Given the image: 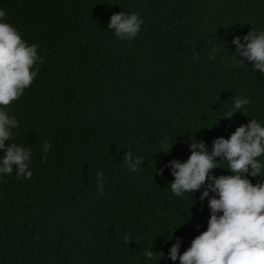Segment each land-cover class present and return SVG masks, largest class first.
<instances>
[{
  "label": "trees",
  "instance_id": "16d2710c",
  "mask_svg": "<svg viewBox=\"0 0 264 264\" xmlns=\"http://www.w3.org/2000/svg\"><path fill=\"white\" fill-rule=\"evenodd\" d=\"M0 10L37 45L39 68L0 106L19 124L5 143L31 149L33 172L0 173V264H180L172 245L182 255L211 209L203 189L175 195L166 166L186 162L192 140L211 151L251 119L264 126V74L232 43L264 31V0H0ZM122 11L143 21L131 40L108 27ZM237 97L250 103L234 110ZM129 150L142 161L135 172ZM220 166L210 174L234 175ZM261 176L247 174L253 185Z\"/></svg>",
  "mask_w": 264,
  "mask_h": 264
},
{
  "label": "clouds",
  "instance_id": "9594fccd",
  "mask_svg": "<svg viewBox=\"0 0 264 264\" xmlns=\"http://www.w3.org/2000/svg\"><path fill=\"white\" fill-rule=\"evenodd\" d=\"M5 17V12L0 10V106L7 107L32 85L39 68L32 70L38 59L37 45L29 46L18 30L5 22ZM142 23L137 13L129 15L122 11L112 15L108 27L115 30L119 39L131 40L140 31ZM243 41L241 43L239 36L232 40L238 55L254 62V69L264 74V31L257 33L252 30L243 37ZM209 58L214 59L213 56ZM39 62L43 64V58H39ZM244 64V60H238L237 66ZM249 103V99L237 97L234 110ZM236 112L229 111L226 118L231 119ZM17 127V119L0 110V150L5 152L0 158V173H13L15 165L17 179L24 177L30 180L33 176L29 170L31 149L14 142L10 145L5 143L12 140V129ZM50 147L46 140L43 145L45 153ZM190 149L191 155L186 162L172 160L166 166L171 168L175 177L170 183L171 190L182 196L203 189L200 199H208L211 217L207 230L198 235L182 255L178 241L172 245L168 258L174 262L179 260L180 264H264V183L253 185L247 178V174L262 177L264 164L257 158L264 156V126L251 119L249 124L237 127L230 138H216L211 151L204 141L196 140H192ZM162 152L171 151L167 145H162ZM43 160L47 162L46 155ZM223 162H227V168L234 175H211L212 170L220 168ZM141 163L139 157L133 162L129 150L125 157L129 170L137 171ZM159 171L162 174L163 170ZM97 175L103 177L102 172ZM100 187L102 189V183ZM124 239L127 243L129 237ZM150 249L144 251L149 260L165 255Z\"/></svg>",
  "mask_w": 264,
  "mask_h": 264
}]
</instances>
